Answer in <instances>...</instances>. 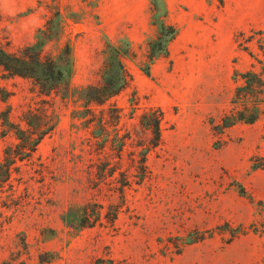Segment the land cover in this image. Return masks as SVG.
<instances>
[{"label": "rangeland", "instance_id": "374dc122", "mask_svg": "<svg viewBox=\"0 0 264 264\" xmlns=\"http://www.w3.org/2000/svg\"><path fill=\"white\" fill-rule=\"evenodd\" d=\"M153 1L0 0V44L10 50L34 43L55 18L43 53L68 77L45 95L34 80L0 67V163L10 146L22 144L17 127L53 123L31 159L23 153L0 181V264H96L100 257L264 264V114L254 124L219 127L232 107L234 71L254 62L236 39L259 30L264 36V0H155L165 1L179 35L147 75L148 43L158 32ZM124 38L133 51L124 58L132 82L97 107L108 118L113 108L121 111L107 155H100L101 132L79 112L83 88L100 81L106 44ZM250 50L264 58L257 39ZM150 108L163 112L156 147L141 124ZM147 148L146 174L136 183ZM101 164L109 170L103 182ZM96 202L104 205L101 222L81 226L83 209Z\"/></svg>", "mask_w": 264, "mask_h": 264}, {"label": "trees", "instance_id": "16d2710c", "mask_svg": "<svg viewBox=\"0 0 264 264\" xmlns=\"http://www.w3.org/2000/svg\"><path fill=\"white\" fill-rule=\"evenodd\" d=\"M154 25L157 26L158 32L154 38L148 43V61L144 67V72L147 75L151 73L152 65L160 58H166L170 55V45L178 37L179 28L175 24L167 21L168 9L165 1L160 5L157 1H153ZM57 12L56 16H59ZM55 18L48 21L44 28H40L36 34V41L32 44L25 45L17 50L0 44V67L9 76H19L34 80L39 87V92L45 95H50L56 91L61 84L68 80L66 70L63 69L56 58L44 55L43 48L46 42L52 37V29ZM260 35L256 38V35ZM241 36V38H239ZM257 39L260 49L264 50L263 32L254 31L253 35L246 37V32H241L236 42L239 47L247 51L254 62L250 68L245 71L236 69L234 71V80L237 83L234 94L231 99V109L224 112L221 117L219 127L221 131L235 126L239 123L254 124L264 114V58L260 57L250 50V43ZM104 63L101 71V79L98 83L89 84L83 88V109L79 112L81 118L88 125L87 127L95 126V130H100V134L95 137L99 143L100 155H107V148L112 140L110 127L118 125L121 119V111L115 109L116 113L109 116L106 108H102L98 112L97 107L105 106L113 97L120 94L128 88L132 82V76L129 73L124 58L132 55L131 42L128 38L119 41L118 44L108 42L104 49ZM65 54L70 57V51L67 48ZM66 64H71L70 60H66ZM39 109L29 110V114L35 116ZM163 112L160 108H150L141 116L142 126L150 130L153 134L156 147L161 141V121ZM28 129L22 127L16 128L17 138L21 140L15 149L10 146L6 151V161L0 163V181H7L13 169V165L22 157L23 153L31 159L37 151V146L53 128L51 120H47L44 124L38 122H27ZM94 131H92L93 133ZM27 135V136H26ZM25 143V144H24ZM121 146L119 147V150ZM150 148L145 150L143 157V174L136 183L141 182L146 174L147 166L145 164L147 153ZM98 179L103 182L109 176V170L102 164L99 166ZM132 180L128 179L127 184L121 188V193H125V187L131 186ZM94 209L89 210L87 207L83 209L80 221L81 226H95L101 222L104 205L102 203H93ZM115 217L113 221L116 219ZM96 264H119L115 259L109 257H100Z\"/></svg>", "mask_w": 264, "mask_h": 264}]
</instances>
